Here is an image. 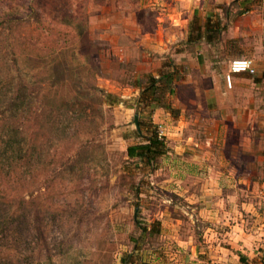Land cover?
<instances>
[{"label":"rangeland","instance_id":"rangeland-1","mask_svg":"<svg viewBox=\"0 0 264 264\" xmlns=\"http://www.w3.org/2000/svg\"><path fill=\"white\" fill-rule=\"evenodd\" d=\"M250 5L212 6L208 46L183 44L188 34L158 22L148 0H0V264H177L170 223L201 225L158 188L177 174L173 144L204 145L187 139L202 131L195 113L225 127L217 101H255L264 112V0ZM236 59L254 73L229 88L223 76ZM159 75L169 83L150 81ZM206 98L212 106L190 103ZM153 129L163 154L151 165L128 158L126 147ZM211 146L225 155V138Z\"/></svg>","mask_w":264,"mask_h":264},{"label":"crops","instance_id":"crops-1","mask_svg":"<svg viewBox=\"0 0 264 264\" xmlns=\"http://www.w3.org/2000/svg\"><path fill=\"white\" fill-rule=\"evenodd\" d=\"M251 2L252 0H148V5L158 11L155 17L158 22L167 23L173 31L181 32L182 40L185 32L187 35L192 18H196L198 22L201 20L200 11L205 13L201 20L204 23L206 19L210 20L215 16L208 12L212 6L214 10L226 6H237L240 10ZM248 12L250 11L245 13ZM221 16L217 15L218 20H225ZM162 33V30L158 31L161 44L162 39L164 40ZM174 37L165 36V41L169 42ZM200 41L208 46L210 44L204 39ZM200 41L183 44L196 45ZM235 75L238 74L232 75L231 79ZM212 101L211 98H206L190 103L196 107H208L213 105ZM217 102L225 103V127L219 126V121H215L213 117L208 118L206 113L204 116L199 113L191 116L193 125L202 128V131H190L187 139L193 140L196 134L205 139L204 145H198L194 140L190 147H182V144L175 142L173 153L178 156L172 163L173 171L177 174L173 179L158 183L159 189L175 193L181 202L187 204L185 207L190 212L184 215L193 225H201L200 229L197 227L195 230H175L176 227L180 228L177 224L181 221L175 219L177 224L170 223L169 235L175 243L172 246L174 263L239 264V256H242L248 264H264V112L258 110L260 104L255 101L228 99ZM250 106L254 109H249ZM241 107L248 109L242 110ZM233 110H236L234 114ZM182 113L177 116V125L172 133L177 139L182 135L181 127L187 126ZM212 123L215 125L210 126ZM169 135L170 138L173 136L171 133ZM217 138H225V155L214 156L216 152L211 145ZM253 147L257 148L253 152L255 160L248 162L246 158ZM164 167L169 172L172 171L170 166Z\"/></svg>","mask_w":264,"mask_h":264},{"label":"trees","instance_id":"trees-1","mask_svg":"<svg viewBox=\"0 0 264 264\" xmlns=\"http://www.w3.org/2000/svg\"><path fill=\"white\" fill-rule=\"evenodd\" d=\"M242 11H246V7L242 8ZM210 20L206 19L204 23L200 24L196 18H192L189 26H188V35L186 36V42L187 43H195L200 41L201 39L205 40L207 43L211 42L210 38V31H209V25H213L214 27H218V23L216 24H209ZM202 26V27H201ZM213 27V28H214ZM212 28V29H213ZM215 31V30H214ZM168 76H158L157 78H150L151 82L158 83L159 80H163L164 84L167 85L169 83ZM165 80V81H164ZM152 85H147V87L141 89V96L146 94L147 90H151ZM157 90V88H154L152 91ZM156 99V98H155ZM155 99H148L147 101L150 102H156ZM146 99L143 97V99L140 98L137 102L143 103ZM157 103V102H156ZM158 104V103H157ZM146 136L143 140V142L127 146L125 149V155L128 158H135L139 160L142 163L149 164L152 163V161L156 160V158L163 154V143L158 139L157 134L155 130H147ZM143 230V229H142ZM144 231V230H143ZM239 264H248L245 257L239 256ZM122 264H132L131 262H128V260H125L124 258L121 260Z\"/></svg>","mask_w":264,"mask_h":264},{"label":"built area","instance_id":"built-area-1","mask_svg":"<svg viewBox=\"0 0 264 264\" xmlns=\"http://www.w3.org/2000/svg\"><path fill=\"white\" fill-rule=\"evenodd\" d=\"M227 68L228 69L224 75V80L227 86H229L231 76L234 74H253L254 73L253 63L249 59L231 60Z\"/></svg>","mask_w":264,"mask_h":264},{"label":"water","instance_id":"water-1","mask_svg":"<svg viewBox=\"0 0 264 264\" xmlns=\"http://www.w3.org/2000/svg\"><path fill=\"white\" fill-rule=\"evenodd\" d=\"M133 124L135 126V129L138 130L137 123H136V115L133 116Z\"/></svg>","mask_w":264,"mask_h":264}]
</instances>
